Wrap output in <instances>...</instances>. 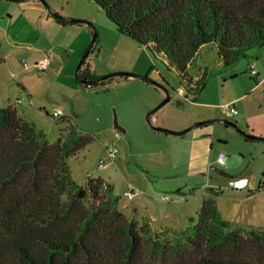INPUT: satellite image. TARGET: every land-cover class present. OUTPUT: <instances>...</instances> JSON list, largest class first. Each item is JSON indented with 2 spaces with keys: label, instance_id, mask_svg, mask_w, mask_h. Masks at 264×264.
<instances>
[{
  "label": "rangeland",
  "instance_id": "374dc122",
  "mask_svg": "<svg viewBox=\"0 0 264 264\" xmlns=\"http://www.w3.org/2000/svg\"><path fill=\"white\" fill-rule=\"evenodd\" d=\"M43 1L0 0V22L5 32L9 28L5 23L12 21L11 40L15 39V25L23 8L37 24L41 12L51 22H56L54 15L79 20L77 26L83 28L82 35L86 34L84 52L92 35L97 34L87 61L98 77L124 72L147 77L151 83L113 77L83 89L75 69L84 53L71 71L57 76L50 71H24L20 62L30 64L31 56L25 49H17L9 59L13 76L0 71V108L12 105L18 114L24 111L26 121L43 133L49 144L66 135L69 125L91 136L89 145L67 159L72 180L85 186L88 179H100L104 189L111 186L112 194L107 197L116 198V209L127 220L148 226L153 239L173 245L187 243L206 200L215 203L221 220L245 236L250 230L263 232L264 141H246L244 135L264 139V134L258 132L264 133V107L260 108L264 106V96L260 101L264 95V46L247 49L244 56L229 65L223 64L215 45L203 46L189 68L194 79V84L189 85L162 55L152 54L119 32L94 2ZM9 4L22 9L19 13L9 12ZM70 16L73 18L67 19ZM22 39L29 43L35 40L28 33ZM45 44L40 39L34 45L44 48ZM251 70L257 75L251 76ZM20 84H29L32 97ZM179 90L184 94L180 95ZM167 96L170 100L157 109ZM240 98L244 99L241 104ZM232 103L238 115L225 118L220 107ZM57 109L62 111V118L53 120L49 114ZM153 110L156 111L149 116ZM161 110L159 123L167 128L154 124L153 115ZM222 120L234 123L241 132L223 125L219 122ZM180 121L192 122L176 133L184 136L182 144L175 141L180 137L154 135L150 127L175 133L170 127ZM208 121L214 122L194 126ZM107 148L116 149L115 156L110 165L100 168L101 161L108 162ZM220 154L226 157L224 164L218 162ZM237 178L248 179L251 192L229 189L228 182ZM218 189L221 192L217 194L214 191ZM129 190L136 193L131 199L125 196Z\"/></svg>",
  "mask_w": 264,
  "mask_h": 264
},
{
  "label": "trees",
  "instance_id": "16d2710c",
  "mask_svg": "<svg viewBox=\"0 0 264 264\" xmlns=\"http://www.w3.org/2000/svg\"><path fill=\"white\" fill-rule=\"evenodd\" d=\"M88 1L189 85L203 46L215 45L224 65L264 46V0ZM85 65L79 78H100ZM92 141L69 125L49 144L13 106L0 108V264H264V231L233 229L212 200L203 202L187 243L173 245L127 220L100 179L78 186L67 159Z\"/></svg>",
  "mask_w": 264,
  "mask_h": 264
},
{
  "label": "crops",
  "instance_id": "0c3cea01",
  "mask_svg": "<svg viewBox=\"0 0 264 264\" xmlns=\"http://www.w3.org/2000/svg\"><path fill=\"white\" fill-rule=\"evenodd\" d=\"M23 1H29V0H23ZM23 1H9V2L16 3V2H23ZM9 5H11L9 6L10 7L9 12L18 10V13H19V9H22L21 6H17L18 8H13L14 4L13 5L9 4ZM25 10L26 9L23 8L22 13H19L18 25H15V27H17V30H16V34L14 35V38H15L13 39L14 41L10 39V29L12 28L10 27V25L12 21H8L7 23H5L9 27L8 32H5V30H3L4 23L0 22V42L3 41L2 42L3 44L0 45V58L3 59V62L0 64V71L4 70L5 73L10 72V76H13V74L11 73L10 67H9L10 65L9 59L11 55H13L16 52L17 49L18 50L25 49V51L28 52L27 54L31 56L30 64L25 62L26 65H23L22 61L20 62V65L24 68V71H28L31 69L35 70L33 68V65L44 56H50L52 58V63H51V66L48 72L50 71L56 74L57 76H61L64 73V71H71L74 68L75 64L77 63L80 55L84 53V48H85L84 39L86 40V34L82 35L83 28H80V26H77L79 23H72V24L66 23L62 25L57 22H51L50 18H47V19L45 18L44 12L40 13V16L38 17V24H37L35 23V20L32 21L25 15ZM68 18H73V17L70 16V17H67V19ZM27 33L33 35L35 39L33 42L29 43V42H26L24 39H22V36H24ZM51 34H53V37H51L52 36ZM17 36L21 39H18ZM40 39H44L48 45L45 44L44 48L35 47L36 45L34 44L36 40H40ZM5 46H7L6 49L4 48ZM87 60L88 59H86L87 64L85 65L84 68H87L91 73L98 76L99 73H97L94 66L91 67L90 64H88ZM26 78L27 77H25V79ZM20 85L23 88V90L27 92L28 96L32 97L31 95L33 94V92L28 89L29 87H27L29 84L28 85L20 84ZM263 96L264 95H261L260 101ZM243 100L244 99L240 98V104L242 103ZM261 107L262 108L264 107L263 104L260 105V108ZM160 112H162V110L153 115V118L155 121L154 124L155 126L167 128V125H162V123L161 124L159 123L158 116ZM19 116L26 121L24 111L22 112L21 115L19 114ZM184 119L187 120V118H184ZM147 121H149L148 116H147ZM189 122L187 121V123H182V121H180V123L176 127H170L172 131L175 132L174 134L156 132L154 130H153L154 132L152 133H155L154 135L165 134V137L167 136L180 137L178 138V140H175V141L176 143L182 144L184 141L182 140L184 136L176 135V133L181 132L183 128H186V126L192 123V122L191 123ZM258 132L260 135L264 134L262 131H258Z\"/></svg>",
  "mask_w": 264,
  "mask_h": 264
},
{
  "label": "built area",
  "instance_id": "2783aa9c",
  "mask_svg": "<svg viewBox=\"0 0 264 264\" xmlns=\"http://www.w3.org/2000/svg\"><path fill=\"white\" fill-rule=\"evenodd\" d=\"M52 63V58L50 56H44L39 61H37L33 68L37 72H46L50 69ZM23 65L25 64V61H22ZM251 76H256V72L254 70L250 71ZM180 95H183V91L179 90L178 92ZM19 103V101H18ZM222 114L225 118H234L238 115V111L235 107V104H229L224 105L220 107ZM50 118L53 120H56L58 118H62V111L61 110H54L51 114H49ZM116 149L107 148V159L108 162L105 164L103 161L100 163V168L106 167L107 165H110L112 163V159L115 156ZM226 161V157L222 154L219 155L218 162L221 164H224ZM228 188L235 191H247L251 192L252 190V184L249 182L246 178H237V179H231L228 182ZM215 193L221 192L219 189L214 191ZM136 195V193L133 192V190H129L125 193V196L129 199L133 198V196ZM163 200H167V198H162Z\"/></svg>",
  "mask_w": 264,
  "mask_h": 264
},
{
  "label": "water",
  "instance_id": "95a60500",
  "mask_svg": "<svg viewBox=\"0 0 264 264\" xmlns=\"http://www.w3.org/2000/svg\"><path fill=\"white\" fill-rule=\"evenodd\" d=\"M9 1H23V0H9ZM39 1H42L44 2L43 0H39ZM66 22L68 23H80L79 20H73V19H69V20H65ZM96 38H97V34L96 32L93 34L92 36V40H91V43L89 45V47L87 48V50L84 52V54L82 55V57L80 58L77 66H76V69H75V77L77 78L79 84H82V85H95V84H99V83H102L104 82L105 80L107 79H110V78H113V77H120V78H129V77H133V78H138L140 80H143L145 82H148V83H151V81L147 78V77H144V76H137L135 74H131V73H124V72H119V73H114V74H110V75H106V76H102L100 78H98L97 80H94V81H89V80H84V79H81L79 78L78 76V71H79V68L81 67V65L86 61L87 57L89 56L90 52H91V49L96 41ZM170 100V98L167 96V98L158 106V109L160 107H162L163 105H165L168 101ZM114 122L116 124V118H114ZM211 122H214V121H208V122H203V123H199V124H196L194 126H202V125H206L208 123H211ZM220 123H222L223 125L225 126H230V127H233V128H236L239 132H241L237 126L230 122V121H227V120H222V121H219ZM152 130L156 131V132H163V133H168V134H174L173 132H170L168 130H164V129H161L159 127H154V126H150ZM190 130L187 129L184 131L185 132H188ZM243 134V133H242ZM244 135V134H243ZM245 139L248 140V141H264L263 138L261 137H257V136H254V135H244Z\"/></svg>",
  "mask_w": 264,
  "mask_h": 264
}]
</instances>
